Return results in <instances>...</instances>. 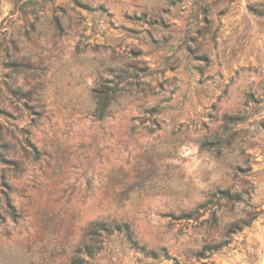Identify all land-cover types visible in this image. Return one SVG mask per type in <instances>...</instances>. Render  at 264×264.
Wrapping results in <instances>:
<instances>
[{
	"label": "rangeland",
	"instance_id": "374dc122",
	"mask_svg": "<svg viewBox=\"0 0 264 264\" xmlns=\"http://www.w3.org/2000/svg\"><path fill=\"white\" fill-rule=\"evenodd\" d=\"M100 85L117 89L99 119ZM4 183L18 217L0 192V264H264V0H0ZM223 188L252 190L244 213L181 215ZM98 220L167 258L114 234L83 258Z\"/></svg>",
	"mask_w": 264,
	"mask_h": 264
},
{
	"label": "trees",
	"instance_id": "16d2710c",
	"mask_svg": "<svg viewBox=\"0 0 264 264\" xmlns=\"http://www.w3.org/2000/svg\"><path fill=\"white\" fill-rule=\"evenodd\" d=\"M138 71L139 70L135 68V66H121L119 67L118 76L125 75V78H134L135 76H137ZM116 89L117 87H109L106 85H100L98 87L93 88V105L91 107V111L96 116V118L100 119L106 114L109 108L111 98L115 95L114 93ZM152 110H155V108H152ZM246 118L247 115L243 112L226 116L224 131H226L228 135L231 131V127L234 124L239 123ZM228 137L230 138V136ZM226 138H224L223 141H225ZM229 138L228 141H225L226 145L229 143ZM23 142L25 147H30L31 151L37 152L35 146L32 142H30L28 137H25ZM204 145L209 146L210 144L208 142H205ZM4 185L6 188L4 187ZM8 187L9 186L4 183L0 191L2 193V197L4 198V204H2V206L5 208V211L8 212L11 217L15 218L18 217V213L16 212V209L9 198L7 189ZM251 195L252 190L249 188L243 189L241 191H235L231 188L217 189L215 192L212 193L211 199H209L205 203L197 205L196 208L190 211L189 213H183L181 215H186V217L196 220L199 219L205 211L211 209L210 215L203 218L202 222H207L212 225L216 220L215 209L211 208L212 205L222 203L224 207L233 212H236V210H238V208L242 206L241 212L244 213L243 206H247L249 204L251 200ZM235 217V220L230 222L226 228V238L217 243L205 244L202 247V250L197 253L198 256L203 255L205 252L212 254L213 252L222 249L229 243L231 235L240 230L241 227L248 223L245 222L242 216ZM113 234L119 238L121 244H124L128 249L142 254L143 256H147L150 258H167V253L165 252L164 248H161L160 251H157L153 248H148L143 243H140L128 222H117L113 220H98L90 223L85 229V235L91 243L84 244V250H78V252L83 258L84 256L90 257L94 248L92 246L93 242L94 244L96 243V245H98L97 249L101 250L103 249L104 241ZM72 264H84V262L82 258H80L73 260Z\"/></svg>",
	"mask_w": 264,
	"mask_h": 264
}]
</instances>
